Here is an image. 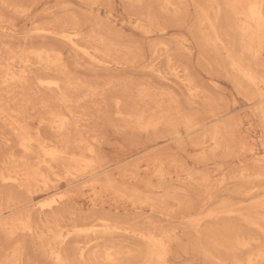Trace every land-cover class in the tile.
I'll return each mask as SVG.
<instances>
[{
  "label": "rangeland",
  "instance_id": "rangeland-1",
  "mask_svg": "<svg viewBox=\"0 0 264 264\" xmlns=\"http://www.w3.org/2000/svg\"><path fill=\"white\" fill-rule=\"evenodd\" d=\"M230 1L0 0V264H264V22Z\"/></svg>",
  "mask_w": 264,
  "mask_h": 264
},
{
  "label": "bare ground",
  "instance_id": "bare-ground-1",
  "mask_svg": "<svg viewBox=\"0 0 264 264\" xmlns=\"http://www.w3.org/2000/svg\"><path fill=\"white\" fill-rule=\"evenodd\" d=\"M230 4H231V6H233V7H241V8H243V9H245L246 10V12H247V16H248V19H249V22H252V23H256V22H264V0H231L230 1ZM228 5V4H227ZM232 7V8H233ZM236 11V10H235ZM235 13V12H234ZM258 27V26H257ZM236 28V27H235ZM242 28V27H241ZM253 28V27H252ZM236 31H237V29H236ZM258 31V30H257ZM51 32V31H50ZM240 32V31H239ZM234 33H236V32H234ZM251 33H252V31H251ZM254 33H255V31H254ZM240 34V33H239ZM239 34H237V35H239ZM252 35H253V33H252ZM255 35V34H254ZM239 37V36H238ZM254 37V36H253ZM248 38H250V36L248 37ZM264 38V37H263ZM70 40H72V39H70ZM248 40V39H247ZM75 42V41H74ZM254 42V41H253ZM72 43H73V41H72ZM76 43H74V45H75ZM238 44H240L239 42H238ZM242 45V44H241ZM76 46H77V44H76ZM253 47V46H252ZM242 48V47H241ZM254 48V47H253ZM256 49V48H255ZM37 53V52H36ZM36 53H35V56H36ZM40 53V52H39ZM255 53V52H254ZM24 54H26V53H24ZM41 54V53H40ZM46 54V53H45ZM15 55H17V54H15ZM14 55V56H15ZM23 55V54H22ZM37 55H39V54H37ZM19 56V55H18ZM18 56H16V57H18ZM9 57V56H8ZM38 57H41V56H38ZM21 58V57H20ZM19 58V59H20ZM24 58H25V56H24ZM10 59V58H9ZM12 59V58H11ZM10 59V60H11ZM15 59V58H14ZM41 59V58H40ZM42 59H44V57H42ZM51 59V58H50ZM3 60V59H2ZM5 60H7V59H5ZM13 60V59H12ZM25 60V59H24ZM27 60H29V59H27ZM45 60V59H44ZM55 60H56V58H55ZM55 60H53V61H55ZM14 61V60H13ZM40 61V60H39ZM43 61V60H42ZM47 61V60H46ZM45 61V62H46ZM57 62H58V59L56 60ZM5 62H9V60H7V61H5ZM22 61H20V63H21ZM24 62H27V61H24ZM23 62V63H24ZM29 62V61H28ZM27 62V63H28ZM49 62V60L47 61V63ZM51 62H52V60H51ZM251 62V61H250ZM9 64V63H8ZM29 64V63H28ZM36 64H38V63H36ZM46 64V63H45ZM10 65V64H9ZM31 65V64H30ZM33 65V64H32ZM54 65V64H53ZM61 65V64H60ZM2 66H4V65H2ZM11 66V65H10ZM23 66V65H22ZM55 67H56V65H54ZM9 67V66H8ZM14 67V66H13ZM30 67V66H29ZM244 67V66H243ZM7 69V68H6ZM15 69V68H14ZM22 69H23V67H22ZM21 69V70H22ZM64 69V68H63ZM246 70H248L247 68H245ZM243 70V69H242ZM23 71V70H22ZM26 71V70H25ZM249 71V70H248ZM21 72V71H20ZM27 72V71H26ZM33 72V71H32ZM247 72V71H246ZM22 73V72H21ZM31 73V72H30ZM243 73V72H242ZM244 73H245V70H244ZM248 73V72H247ZM5 74H7V73H5ZM15 74V73H14ZM34 74V73H33ZM11 75V74H10ZM16 75V74H15ZM24 75H26V73H24ZM9 76V75H8ZM17 76V75H16ZM35 76H36V74H35ZM245 76V75H244ZM12 77H13V75H12ZM12 77H10V79H12ZM20 77H22V76H20ZM20 77H18V79L20 78ZM5 78H6V76H5ZM5 78H3V79H5ZM15 77H13V79H14ZM22 78H23V80H22ZM22 78H20V80L22 81V83H24V81L26 82V80L24 79V78H27V76L26 77H22ZM244 78V77H243ZM251 78V77H250ZM253 78V77H252ZM7 79V78H6ZM13 79L11 80V81H13ZM246 79H248V76H247V78ZM7 80H9V79H7ZM15 80V79H14ZM250 80V79H249ZM10 81V82H11ZM61 81V80H60ZM69 81H71V80H69ZM20 82V81H19ZM63 82V81H62ZM66 82H68V81H66ZM12 83V82H11ZM21 83V82H20ZM5 84V83H4ZM71 84H74V83H72V81H71ZM252 84V83H251ZM12 85H14V84H12ZM23 85V84H22ZM26 85V84H25ZM69 86H71L70 84H69ZM73 86V85H72ZM71 86V87H72ZM9 87V86H8ZM23 88H25V90H27V88L24 86ZM22 88V89H23ZM50 88V87H49ZM73 88V87H72ZM81 88V87H80ZM90 88V87H89ZM24 90V91H25ZM55 90V89H54ZM51 91H52V89H51ZM59 91H60V89H59ZM64 91V90H63ZM145 92V91H144ZM139 94H141V92L139 93ZM92 95V94H91ZM93 95H94V92H93ZM145 95V94H144ZM139 96H141V95H139ZM147 96H148V94H147ZM26 97V96H25ZM144 98H148V97H145V96H143ZM151 97V96H150ZM82 98V97H81ZM168 98V97H167ZM64 99V98H63ZM62 99V100H63ZM9 100V99H8ZM23 101V100H22ZM28 100H26V102H27ZM80 101V100H79ZM143 101V100H142ZM1 102H3L2 100H1ZM61 102V101H60ZM12 103V102H11ZM65 103H66V101H65ZM71 103V102H70ZM28 104V103H27ZM23 105V104H22ZM21 105V106H22ZM26 105V104H25ZM1 107H2V105H1ZM0 107V109H2ZM9 107V106H8ZM25 107H27V106H25ZM64 108H66V107H64ZM4 109V108H3ZM21 109H22V107H21ZM175 109H177L176 107H175ZM4 110H6V109H4ZM23 110V109H22ZM0 112H2L1 110H0ZM5 112H7V111H5ZM23 112V111H22ZM52 113H54V112H52ZM2 114H4V112H2L0 115H2ZM11 114V113H10ZM26 114H27V112H26ZM4 115H6V114H4ZM3 115V116H4ZM23 115V114H22ZM53 116H54V114H52ZM161 115V114H160ZM73 116V115H72ZM124 116V115H123ZM127 116V115H126ZM6 117H7V115L5 116V119H6ZM27 117V116H26ZM153 117V116H152ZM12 118V117H11ZM10 118V119H11ZM32 118V117H31ZM58 118H60V115H59V117ZM57 118V119H58ZM166 118V117H165ZM9 119V118H8ZM14 119L15 118H13L12 120L14 121ZM150 119V118H149ZM162 119V118H161ZM27 120H28V118H27ZM59 120V119H58ZM143 120V119H142ZM12 121V122H13ZM25 121V120H24ZM16 122V121H15ZM14 122V123H15ZM59 122V121H58ZM147 122V121H146ZM162 122V121H161ZM56 123V122H55ZM21 124V123H20ZM26 124V123H25ZM63 124V123H62ZM148 124V123H147ZM11 125H13V124H11ZM59 125V124H58ZM150 125V124H149ZM156 125H157V123H156ZM21 126H23V125H21ZM26 126L28 127V125L26 124ZM11 127V126H10ZM14 129H15V127L14 126H12ZM17 127V126H16ZM20 127V126H19ZM18 127V128H19ZM61 127H63V126H61ZM149 127V126H148ZM150 127H152V126H150ZM170 127V126H169ZM23 128H26L25 127V125H24V127ZM38 128V127H37ZM66 128V127H65ZM58 129V128H57ZM19 130V129H18ZM20 130H22V129H20ZM19 130V131H20ZM26 130V129H25ZM33 130V129H32ZM36 130H38V129H36ZM61 130H62V128H59V130H58V134L57 135H65V133H63V132H61ZM14 131H16L17 132V130H14ZM30 131V130H29ZM16 132H14V133H16ZM25 132H27V131H25ZM65 132V131H64ZM39 133V132H38ZM40 134V133H39ZM28 135H29V133H28ZM26 136H27V134H26ZM28 137V136H27ZM35 137H37V139H35V141L34 142H32L31 144V146H30V148L31 149H34L33 147H40L41 145H44V146H49V147H51V149L49 150V152L48 151H46V153H44V156H47L48 158H49V160H51V161H55V160H57V159H59V155H60V149L59 150H57V141L56 140H58V139H56L57 138V136L56 135H54L52 138H50V139H48L47 140V142H46V140H44L45 138L44 137H41L40 135H38V136H36V134H35ZM24 139H25V137H24ZM28 139V138H27ZM34 139H32V140H34ZM29 140H30V137H29ZM26 142H28L27 140H26ZM31 142V141H30ZM23 143V142H22ZM24 143H25V141H24ZM19 144H20V142H19ZM18 144V145H19ZM21 145V144H20ZM20 147H24L23 146V144H22V146H20ZM27 147V146H26ZM29 148V149H30ZM88 148V147H87ZM24 149V148H23ZM28 149V150H29ZM46 149V148H45ZM88 149H90V147L88 148ZM91 149H92V147H91ZM90 149V150H91ZM40 150V149H39ZM89 150V151H90ZM32 151V150H31ZM43 151H45V150H43ZM62 151V150H61ZM88 152V151H87ZM29 154L31 155V154H33L32 152L30 153V151H29ZM39 154V153H38ZM46 154V155H45ZM92 154V153H91ZM90 154V155H91ZM40 155V154H39ZM15 156V155H14ZM21 156H22V154H21ZM73 156V155H72ZM24 157V156H23ZM26 157V156H25ZM71 157V156H70ZM148 157V156H147ZM29 158V157H28ZM75 158V157H74ZM84 158V157H83ZM13 158L11 157V160H12ZM20 159V162L19 163H21V158H19L18 156H17V160H19ZM72 160H73V158H71ZM70 159V160H71ZM78 159H80V158H78ZM16 160V161H17ZM25 160H27V159H25L24 158V161ZM75 160H77V158L75 159ZM81 160H84V159H82L81 158ZM81 160H80V163L82 164V162H81ZM89 160V159H88ZM88 160H86L85 162H83V164H86V162H88ZM43 161V160H42ZM45 161V160H44ZM91 161V160H90ZM77 162H78V160H77ZM95 162V161H94ZM18 163V162H17ZM28 163H29V161H28ZM43 163V162H42ZM74 163V162H73ZM23 164H25V163H23ZM43 164H45V162L43 163ZM50 164V163H49ZM49 164H47L48 166H49ZM88 164V163H87ZM13 165V164H12ZM31 165V164H30ZM30 165H29V167H30ZM37 165H39V164H37ZM90 165H91V163H90ZM14 166V165H13ZM19 166V165H18ZM21 166V165H20ZM35 166V165H34ZM41 166V165H40ZM92 166V165H91ZM94 166H95V164H94ZM24 168V167H23ZM36 168H38V167H36ZM49 168V167H48ZM53 168V167H52ZM72 169H73V167H71ZM82 168V167H81ZM86 168V167H85ZM85 168L83 169V170H85ZM90 168V167H89ZM88 168V169H89ZM18 169V168H17ZM78 169V168H77ZM31 170H32V167H31ZM39 170V169H38ZM56 170V169H55ZM86 170H87V168H86ZM85 170V171H86ZM52 171H54V170H52ZM74 171H75V169H74ZM79 170H77V172H78ZM81 171H82V169H81ZM84 171V172H85ZM36 172H38V171H36ZM83 172V171H82ZM147 172V171H146ZM159 172V171H158ZM20 173V172H19ZM28 173V172H27ZM39 174H40V172H38ZM160 173V172H159ZM23 174H24V171H23ZM37 174V173H36ZM48 174H51V172H49ZM54 174V173H53ZM11 175V174H10ZM15 175H16V173H15ZM43 174L41 173V175L39 176V178L42 176ZM58 175V174H57ZM57 175H54V177H59V176H57ZM85 175V174H84ZM3 176V175H2ZM22 176V175H21ZM23 176H25V175H23ZM22 176V177H23ZM36 176V175H35ZM8 177H9V175H8ZM30 176H29V174H27L26 175V178L28 179ZM43 177H44V175H43ZM48 177V176H47ZM73 177H74V175H73ZM99 177V176H98ZM3 178H4V176H3ZM25 178V177H24ZM11 180H17L18 179V177H11L10 178ZM43 179V178H42ZM46 179V178H45ZM58 179H60V178H58ZM1 180H3V179H1ZM6 180H7V178H6ZM19 180H20V178H19ZM29 180V179H28ZM37 180H38V178H37ZM61 180V179H60ZM91 180V179H90ZM27 181V180H26ZM47 181H50L49 180V178H48V180ZM55 181V180H54ZM98 181H99V179H98ZM198 181V180H197ZM10 182H13V181H10ZM20 182V181H19ZM28 182V184H29V181H27ZM37 182V181H36ZM39 182V181H38ZM45 182V181H44ZM51 182V181H50ZM49 182V183H50ZM106 182V181H105ZM17 183V182H16ZM35 183V182H34ZM40 183V182H39ZM52 183V182H51ZM56 183V182H55ZM93 183H94V181H93ZM100 183V182H99ZM102 183V182H101ZM21 184V183H20ZM31 184V183H30ZM43 184V183H42ZM53 184H54V182H53ZM57 184H58V181H57ZM84 184V183H83ZM44 185V184H43ZM82 185V184H81ZM113 185V184H112ZM21 186H23L22 184H21ZM44 186H48L47 184L46 185H44ZM30 187V186H29ZM36 187V186H35ZM111 187H113V186H111ZM31 188V187H30ZM35 189V188H34ZM28 192V191H27ZM30 192V191H29ZM10 194V193H9ZM100 194V193H99ZM30 195H32V193L30 194ZM11 196V195H10ZM99 196V195H98ZM11 198V197H10ZM96 198V197H95ZM94 198V199H95ZM8 199V198H7ZM11 200V199H10ZM90 200V199H89ZM88 200V201H89ZM15 202V201H14ZM91 202H93V204L95 203V201L94 200H92ZM149 202V201H148ZM7 203H9V202H7ZM147 203V202H146ZM150 205V204H149ZM42 206V205H41ZM94 207H95V205H94ZM41 208V207H40ZM153 208V207H152ZM9 210V209H8ZM56 213V212H55ZM20 215V214H19ZM16 216H17V214H16ZM55 216H56V214H55ZM177 216V215H176ZM14 217V216H13ZM9 218H11L10 216H9ZM55 218V217H54ZM58 218V217H57ZM22 219V218H21ZM28 219H30V218H28ZM9 220V219H8ZM56 220V219H55ZM100 220V219H99ZM1 221V220H0ZM11 221V220H10ZM25 221H26V219H25ZM54 221V220H53ZM101 221V220H100ZM99 221V222H100ZM103 221V220H102ZM105 221V220H104ZM18 222V221H17ZM30 222V221H29ZM48 222V221H47ZM57 222V221H56ZM6 223H7V221H6ZM105 223V222H104ZM3 224V223H2ZM26 224V223H25ZM0 225H1V223H0ZM4 225H5V223H4ZM53 225V224H52ZM76 225V224H75ZM103 226V225H102ZM106 226H107V224H106ZM111 226V225H110ZM4 227H6V226H4ZM15 227V226H14ZM28 227H31V226H27L26 228L27 229H29ZM38 227H40V226H38ZM60 227V226H59ZM58 227V228H59ZM100 227V226H99ZM10 228H12V227H10ZM18 228V227H17ZM20 228H21V226H20ZM22 228H24V229H26L25 227H22ZM32 228V227H31ZM31 228H30V230L28 231L29 233H30V231H31ZM48 228V227H47ZM90 228H92L93 229V227H89V230H90ZM107 228H109L108 226H107ZM51 229V228H50ZM57 228H56V226H55V230H56ZM75 229H76V227H75ZM84 229H86L87 230V228H84ZM98 229H100V228H98ZM3 230V229H2ZM11 230V229H10ZM85 230V231H86ZM112 230V229H111ZM12 231H14V229H12L11 230V233H12ZM16 231H18V230H16ZM39 231H40V229H39ZM59 231V230H58ZM84 231V230H83ZM108 231V230H107ZM47 232H53L52 230H49L48 229V231ZM56 232V231H55ZM62 232V231H61ZM88 232V231H87ZM16 233V232H15ZM68 234V233H67ZM71 233H69V235H70ZM32 235V234H31ZM54 235V234H53ZM60 235V234H59ZM57 235H55V237H56ZM63 236V235H62ZM58 237V236H57ZM61 237V236H60ZM59 237V238H60ZM11 238V237H10ZM53 238V237H52ZM144 238H145V236H144ZM55 239V238H54ZM58 239V238H57ZM146 239V238H145ZM150 239V238H149ZM56 240V239H55ZM157 240V239H156ZM66 241V236H64L61 240H60V244H62V243H64ZM160 241H162V240H160ZM156 242V241H155ZM59 243V242H58ZM161 243V242H160ZM19 244V243H18ZM17 244V245H18ZM163 244V243H162ZM51 245V244H50ZM49 245V246H50ZM55 245V244H54ZM14 246H16V245H14ZM159 246H160V244H159ZM163 248V247H162ZM54 249V248H53ZM12 250H14V249H12ZM51 248H50V252H51ZM152 250V249H151ZM150 250V251H151ZM159 252V251H158ZM22 254V253H21ZM53 254V253H52ZM18 255V254H17ZM171 255V254H170ZM11 256H13V255H11ZM14 256H15V254H14ZM152 256V255H151ZM17 258V257H16ZM54 258L56 259V260H59V256H58V254H54ZM15 259V258H14ZM55 260V261H56ZM150 260H151V258H150ZM16 261V260H15ZM17 263V262H16ZM21 263V262H20Z\"/></svg>",
  "mask_w": 264,
  "mask_h": 264
}]
</instances>
